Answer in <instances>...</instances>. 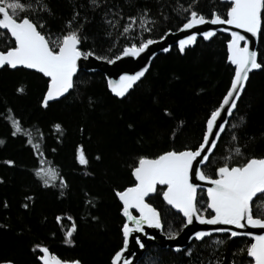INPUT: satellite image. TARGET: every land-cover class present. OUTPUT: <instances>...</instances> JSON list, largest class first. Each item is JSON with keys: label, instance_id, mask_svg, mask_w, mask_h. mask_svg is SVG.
Segmentation results:
<instances>
[{"label": "trees", "instance_id": "obj_1", "mask_svg": "<svg viewBox=\"0 0 264 264\" xmlns=\"http://www.w3.org/2000/svg\"><path fill=\"white\" fill-rule=\"evenodd\" d=\"M191 0H102L93 9L89 0H48L54 16H45L46 28L58 31L63 22L79 12L84 21L81 47L92 49L97 55H118L124 44L139 42L144 38H156L171 28L176 32L185 18L183 8ZM227 3L221 0H198L195 7L206 16L216 9L224 12ZM148 9L154 17L151 32L141 33L137 25L130 37L121 35L125 19ZM110 10L122 13L115 27L105 22ZM3 33V32H1ZM110 33V34H109ZM226 35H218L210 42L199 40L194 48L182 55L177 47L168 54L159 55L152 63L146 77L124 99H118L107 87L105 76L99 72H80L75 78L73 91L60 101L44 108L40 104L46 90V78L26 69H0V258H11L16 264H37L31 251L32 245L41 242L49 246L61 258H79L82 264H110V257L121 246L120 225L122 214L113 189L130 184V166L137 154L155 155L162 150L192 147L202 138L206 116L218 106L230 85L234 68L226 59ZM10 37L1 35L0 48ZM259 60L264 64V32L258 45ZM23 86V92L16 89ZM91 101V102H90ZM169 108L168 116L163 108ZM8 109H11L9 112ZM18 117L23 128L32 132L34 140L42 143L44 158L58 168L59 175L67 182L60 195L57 186L45 187L34 175L39 167V157L26 136H12L9 117ZM243 116L244 122H240ZM180 131L173 139L170 135L178 126ZM60 123L62 131L52 125ZM133 127L129 128L128 125ZM233 125H238L233 129ZM235 131L245 156L264 155V68L253 73L238 108L222 136L214 161L220 162L233 146L230 132ZM39 133H43L40 137ZM83 145L89 163L80 165L75 160V149ZM99 155L100 159H96ZM15 161L7 165L6 160ZM237 156L231 162H239ZM217 165H206L212 174ZM31 196V201H25ZM204 198V194H200ZM91 200L92 203L86 201ZM7 201V207L4 202ZM29 203L27 209L23 203ZM161 210L164 233H180L182 216L164 204L162 198L149 199ZM74 217L77 230L73 245L63 243L64 236L55 221L57 214ZM97 217V219H92ZM70 222L64 219L63 224ZM8 225V227H3ZM54 234V235H53ZM171 238V237H170ZM224 244L215 248V240ZM247 238L231 239L227 235H215L201 242L194 241L192 254L186 250L175 253L170 249L150 246L139 264H209L223 256V264H230L233 252L243 247ZM239 259V257H237ZM246 264L247 257L244 255Z\"/></svg>", "mask_w": 264, "mask_h": 264}, {"label": "snow or ice", "instance_id": "obj_2", "mask_svg": "<svg viewBox=\"0 0 264 264\" xmlns=\"http://www.w3.org/2000/svg\"><path fill=\"white\" fill-rule=\"evenodd\" d=\"M89 3L93 9H97L101 6L102 0H89ZM196 3L198 0H191L182 9L185 18L176 31L184 32L206 23L232 26L223 28V31L230 33L231 37L226 41V59L234 66L230 85L218 106L213 107L206 116L202 138L196 145L185 146L181 150L169 148L155 155L141 153L133 157L130 166L132 182L123 188L113 189L123 219L120 225L122 244L111 255L110 264H130V239L134 240L139 248H145L141 236L134 235L135 233L149 235L145 225L157 229L163 227L161 210L149 202V198L153 195L161 197L165 205L175 209L182 216L185 225L198 221L207 225L234 226L193 231L190 239L200 241L214 232L226 233L227 238L239 236L250 238L248 243L233 252L230 264H245L244 255L247 257L246 264H264V155L245 156L242 151L244 146L239 144V137L233 130L229 134L233 146L229 149L228 155L221 157L220 162L212 159L217 141L228 126V119L222 114L226 112L228 117L232 116L237 109V101L246 88L250 73L264 68V64L259 60V51L251 46L250 39V37L259 39L264 32V0H228L223 13L213 9L210 16L197 10ZM46 15H55L48 0H0V29L3 30L0 35L6 34L10 37L6 46L0 48V67L7 66L12 69L23 67L35 70L47 78L46 90L40 100L44 108L49 106L50 101L70 94V90L75 88L74 77L78 71V62L82 58L95 56L98 60L112 64L122 57H140L149 50L150 45L165 40L173 31L169 28L155 39L151 36L144 38L141 34L138 43L124 44L118 55L101 56L92 49L81 47L82 40L87 39L86 36L81 35L87 17L80 20L79 12L74 11L72 16L63 22V27L58 31H52L50 27H45L48 23ZM104 18L106 23L115 27L118 20L124 17L122 13L110 10L105 13ZM125 19L128 22L122 26L121 35L128 37L132 35L137 25L141 33L151 32L155 22L148 9H143L137 15L127 16ZM215 32L214 28L203 32L189 31V34L183 35L177 41V47L181 53H184L186 48L197 42L198 36L208 40ZM171 47V45L163 47L162 51L168 52ZM155 55L156 53L152 52V56ZM149 67L150 64L146 63L137 70L123 72L118 79L109 78L107 87L116 97H125L145 76ZM16 91L23 92V86ZM8 111L10 112L11 109ZM163 112L168 116L172 115L167 107L163 108ZM9 119L12 127L11 135L26 136V143L40 158V166L33 170L35 177L45 187L57 186L59 177L60 195L63 196L65 193L62 189L67 187V182L59 175L58 168L44 158L41 140H34L32 132L22 127L18 117L11 116ZM244 119L241 116L240 122L243 123ZM182 124L183 121H179L178 126L172 129L170 135L173 139L178 135L179 125ZM237 126L232 127L235 129ZM128 127L132 128L133 125L129 124ZM52 128L57 132L62 131L60 123H54ZM39 135L42 137L43 133ZM4 142L0 139V144ZM237 156L241 157L240 161L231 162ZM96 159H100L99 155ZM75 160L80 165L89 163L83 145L76 147ZM5 163L14 165L15 161L8 159ZM206 165L217 166L213 168L212 174H209L205 169ZM2 181L3 177H0V182ZM201 193L204 194L203 199L200 198ZM24 199L31 201L32 197L26 196ZM86 202L92 203L91 200ZM4 206L7 207V201L4 202ZM22 207L27 209L29 203H23ZM64 219L70 223L64 225ZM92 219L95 220L97 217ZM55 221L63 232V243L73 245L75 241L72 237L78 227L74 217L61 213L55 216ZM3 227L6 228L8 225ZM247 228H255L258 231L235 230ZM169 235L174 238L179 233L170 231ZM214 244L218 249L224 244V240L217 238ZM181 249L180 244L175 245V251L179 252ZM31 251L35 255L37 264H82L79 258H61L51 251L48 245L41 242L34 243ZM192 251L191 248L187 249L185 255L190 256ZM0 264H16V261L11 258H0ZM200 264L204 262L200 261ZM209 264H223V256H218Z\"/></svg>", "mask_w": 264, "mask_h": 264}, {"label": "water", "instance_id": "obj_3", "mask_svg": "<svg viewBox=\"0 0 264 264\" xmlns=\"http://www.w3.org/2000/svg\"><path fill=\"white\" fill-rule=\"evenodd\" d=\"M222 2H225V3H228V0H222ZM224 27H232V26H227V25H222V24H216V25H213V24H210V23H206L204 25H197L195 26L193 29L191 30H186L184 32H171L165 40L163 41H158L157 43H154L153 45H150L149 46V50L146 51V53L144 54H141L140 57H122L120 60H117V61H114L112 64H109L107 63V61L105 60H98L95 58V56L93 57H88L87 59H81L78 64H79V67H78V71L77 73L75 74V77L74 79L77 77V75L84 71V72H87V73H96V72H99L101 74H103L106 78V80H108L109 78L111 79H118L120 74H122L123 72L125 71H134V70H137L139 67L143 66L144 64H150V67H149V70L151 69V66H152V63L154 62V60L161 54H168L172 48L174 47H177V41L183 36V35H186V34H189V31H198V32H203L205 30H208L209 28H214L216 29V32L215 34L209 38L208 40H205L203 39L202 36H198L197 38V42L199 40H204L205 42H210L213 38H215L218 34H223V35H227L230 37V33H227V32H224L223 31V28ZM233 30H237L235 28H233ZM242 31V30H241ZM3 32L2 29H0V33ZM250 36V34H249ZM250 39L252 40V44L251 46L252 47H255L257 50H258V45H259V40H260V37L259 39H256V38H252L250 37ZM0 40H1V35H0ZM197 42L192 45V46H189L188 48H186L185 52L190 49V48H194L197 44ZM168 45H171L172 47L169 49L168 52H163L162 51V48L163 47H166ZM178 49V47H177ZM179 50V49H178ZM152 52H155L156 55L153 57L152 56ZM180 52V51H179ZM184 53H181L182 55L185 54ZM230 64V63H229ZM232 66V65H231ZM4 67H7V66H4ZM4 67H0V69L4 68ZM234 68V66H232ZM9 68V67H8ZM11 70H16V69H26V68H23V67H18L16 69H12V68H9ZM26 70H29V71H33V72H36V73H39L35 70H30V69H26ZM148 70V72H149ZM261 71V69H257V70H253L250 75H249V80H250V77L253 73H256V72H259ZM148 72L145 74V76L136 83V85H134V87L132 89L129 90V93H127L125 95V97H117L119 99H124L126 98L134 89L135 87L146 77V75L148 74ZM41 74V73H39ZM42 75V74H41ZM47 79V78H46ZM248 80V82H249ZM248 82H247V85H248ZM247 85H246V88H247ZM246 88L244 89V91L242 92L241 96L239 97L238 101H237V108H238V104L243 96V94L245 93L246 91ZM109 89V88H108ZM73 91L70 90V93ZM109 91L111 92V90L109 89ZM112 93V92H111ZM113 94V93H112ZM69 94H65L64 97H61L55 101H50V103H54V102H57V101H60L62 100L63 98H65L66 96H68ZM114 95V94H113ZM115 96V95H114ZM116 97V96H115ZM237 109L234 110L233 114L231 117H228L227 116V113H223L222 115L225 116V118L228 119V125L230 123V121L232 120L235 112H236ZM228 127V126H227ZM226 127V129H227ZM226 132V130H225ZM224 132V133H225ZM224 133L221 134V137L218 139L217 141V145L216 147L214 148L213 150V154L215 153L216 149H217V146L222 138V136L224 135ZM212 154V155H213ZM197 183H203V182H200V181H196ZM155 195L151 196L150 198L154 197ZM149 198V199H150ZM169 207V206H168ZM173 211H175L176 213H178L175 209H172ZM138 214V213H136ZM179 214V213H178ZM215 227H221V228H228V227H234V226H229V225H223V224H218V225H207V224H200L198 221H194L192 224L190 225H185V227L183 228L182 232L175 238H168L165 234H164V226L161 228V229H157L155 227H149L147 225H145V230L146 232L149 234L147 236H145L144 234H141V233H135L134 235H140L141 236V239L142 241L145 243V248L141 249L139 248L138 245L135 244V241L134 240H131L130 239V244H129V250L131 252V256H130V264H139L140 260L142 259V257L144 256L146 250L151 246V245H158L162 248H165V249H171L173 251L174 248H175V245L177 244H180L182 246V249L181 251H183L184 249H186L190 244L191 242H193L195 239H190L189 237L191 236V233L193 231H197V230H202V229H209V228H215ZM237 231H248V230H251V231H258V229H255V228H247V229H235ZM215 235H227L226 233H219V232H214L212 233L210 236H206L204 239L208 238V237H212V236H215ZM237 238H247L250 240V238L248 237H244V236H239V237H231V239H237ZM203 239V240H204ZM197 241V240H195ZM202 241V240H200ZM177 252V251H175ZM180 252V251H179Z\"/></svg>", "mask_w": 264, "mask_h": 264}, {"label": "bare ground", "instance_id": "obj_4", "mask_svg": "<svg viewBox=\"0 0 264 264\" xmlns=\"http://www.w3.org/2000/svg\"><path fill=\"white\" fill-rule=\"evenodd\" d=\"M221 1H222V0H221ZM223 3H225V2H223ZM227 4H228V3H227ZM218 35H223V34H218ZM218 35H217V36H218ZM226 36H227V35H226ZM228 37H229V36H228ZM213 39H214V38H213ZM203 41H204V40H203ZM105 79H106V78H105ZM106 81H107V80H106ZM111 94H112V93H111ZM112 95H113V94H112ZM113 96H114V95H113ZM116 98H117V97H116ZM118 99H119V98H118ZM50 104H51V103H50ZM184 227H185V225H184ZM184 227H183V228H184ZM182 230H183V229H182ZM181 232H182V231H181ZM181 232H180V233H181ZM180 233H179V234H180ZM164 234H165V233H164ZM166 236H167V235H166ZM167 237H168V236H167ZM176 237H177V236H176ZM168 238H170V237H168ZM171 238H172V237H171ZM174 238H175V237H174ZM208 238H210V237H208ZM194 241H195V240H194ZM194 241H193V242H194ZM202 241H203V240H202ZM193 242H191V244H192ZM196 242H201V241H196ZM191 244H190V245H191ZM190 245H189V246H190ZM151 246H153V245H151ZM155 246H158V245H155ZM189 246H188V247H189ZM158 247H160V246H158ZM188 247H187V248H188ZM160 248H162V247H160ZM187 248H186V249H187ZM162 249H165V248H162ZM186 249H184V250H186ZM170 250H171V249H170ZM184 250H183V251H184ZM146 251H147V250H146ZM172 251H173V250H172ZM173 252H175V251H173ZM180 252H182V251H180ZM145 253H146V252H145ZM175 253H178V252H175ZM142 258H143V257H142ZM140 261H141V260H140Z\"/></svg>", "mask_w": 264, "mask_h": 264}]
</instances>
